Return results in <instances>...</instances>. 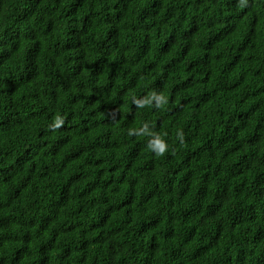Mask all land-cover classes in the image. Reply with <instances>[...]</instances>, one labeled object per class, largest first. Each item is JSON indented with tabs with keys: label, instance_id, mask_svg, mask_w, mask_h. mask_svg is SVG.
I'll list each match as a JSON object with an SVG mask.
<instances>
[{
	"label": "trees",
	"instance_id": "obj_1",
	"mask_svg": "<svg viewBox=\"0 0 264 264\" xmlns=\"http://www.w3.org/2000/svg\"><path fill=\"white\" fill-rule=\"evenodd\" d=\"M0 264H264V0H0Z\"/></svg>",
	"mask_w": 264,
	"mask_h": 264
},
{
	"label": "clouds",
	"instance_id": "obj_2",
	"mask_svg": "<svg viewBox=\"0 0 264 264\" xmlns=\"http://www.w3.org/2000/svg\"><path fill=\"white\" fill-rule=\"evenodd\" d=\"M57 123H60V121H57ZM151 146H152V145L150 144V147H151ZM163 148H164V145L161 144V146H160V150L163 151Z\"/></svg>",
	"mask_w": 264,
	"mask_h": 264
}]
</instances>
